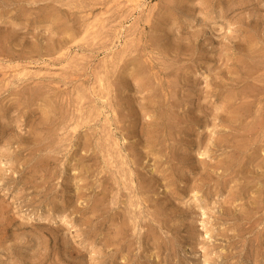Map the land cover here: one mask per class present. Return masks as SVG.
Listing matches in <instances>:
<instances>
[{
    "label": "rangeland",
    "instance_id": "obj_1",
    "mask_svg": "<svg viewBox=\"0 0 264 264\" xmlns=\"http://www.w3.org/2000/svg\"><path fill=\"white\" fill-rule=\"evenodd\" d=\"M0 264H264V0H0Z\"/></svg>",
    "mask_w": 264,
    "mask_h": 264
},
{
    "label": "bare ground",
    "instance_id": "obj_2",
    "mask_svg": "<svg viewBox=\"0 0 264 264\" xmlns=\"http://www.w3.org/2000/svg\"><path fill=\"white\" fill-rule=\"evenodd\" d=\"M258 85V84H257Z\"/></svg>",
    "mask_w": 264,
    "mask_h": 264
}]
</instances>
